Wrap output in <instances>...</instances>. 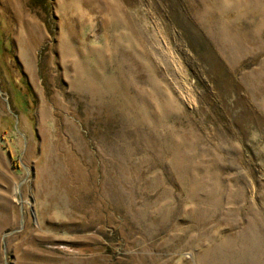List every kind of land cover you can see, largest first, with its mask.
<instances>
[{
    "label": "rangeland",
    "instance_id": "374dc122",
    "mask_svg": "<svg viewBox=\"0 0 264 264\" xmlns=\"http://www.w3.org/2000/svg\"><path fill=\"white\" fill-rule=\"evenodd\" d=\"M0 264H264V0H0Z\"/></svg>",
    "mask_w": 264,
    "mask_h": 264
}]
</instances>
